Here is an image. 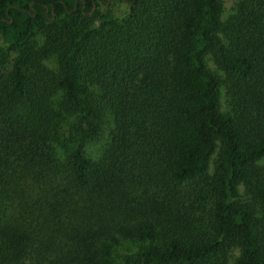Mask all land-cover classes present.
<instances>
[{"label":"trees","instance_id":"obj_1","mask_svg":"<svg viewBox=\"0 0 264 264\" xmlns=\"http://www.w3.org/2000/svg\"><path fill=\"white\" fill-rule=\"evenodd\" d=\"M108 1L0 0V264H264V0Z\"/></svg>","mask_w":264,"mask_h":264},{"label":"rangeland","instance_id":"obj_2","mask_svg":"<svg viewBox=\"0 0 264 264\" xmlns=\"http://www.w3.org/2000/svg\"><path fill=\"white\" fill-rule=\"evenodd\" d=\"M234 1L233 0H223V12H222V18L225 19L228 14L231 12L232 10V6H233ZM98 8L101 12H104L106 10H110L112 12V14L118 18H123L127 15L129 7L128 5L121 1V0H109L106 4H98ZM1 42V39H0ZM206 63L207 66L211 69V70H215L217 73H221L216 65L214 64V62L212 61L210 55L206 56ZM220 106H221V110L224 111L227 107V102H226V96L224 94V87L221 86L220 88ZM97 144L92 142L90 144V150L94 149V147H96ZM262 163H264V159L261 160Z\"/></svg>","mask_w":264,"mask_h":264}]
</instances>
